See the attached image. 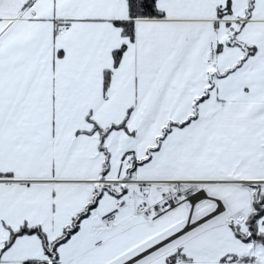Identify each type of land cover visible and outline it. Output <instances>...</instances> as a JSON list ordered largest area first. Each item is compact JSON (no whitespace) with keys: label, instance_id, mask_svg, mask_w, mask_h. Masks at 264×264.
<instances>
[{"label":"snow or ice","instance_id":"snow-or-ice-1","mask_svg":"<svg viewBox=\"0 0 264 264\" xmlns=\"http://www.w3.org/2000/svg\"><path fill=\"white\" fill-rule=\"evenodd\" d=\"M0 264H264V0H0Z\"/></svg>","mask_w":264,"mask_h":264}]
</instances>
